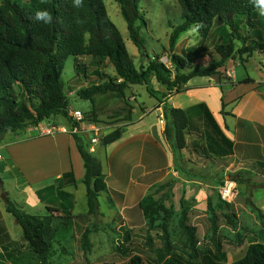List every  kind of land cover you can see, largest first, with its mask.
Wrapping results in <instances>:
<instances>
[{
    "label": "trees",
    "instance_id": "1",
    "mask_svg": "<svg viewBox=\"0 0 264 264\" xmlns=\"http://www.w3.org/2000/svg\"><path fill=\"white\" fill-rule=\"evenodd\" d=\"M118 4L121 15L126 21L129 37L139 53L145 52V40L142 36L144 18L140 12L141 0H113ZM184 15V22L177 26L170 37L169 49L175 48L180 37L199 24L204 35H217V58H212L208 66L193 69L187 59L173 54L170 57L174 66V75L156 56L145 70L137 68L117 26L110 20L103 0H83V7L74 8L72 0H30L28 4H19L4 0L0 6V141L8 133H16L28 127L38 126L54 116L68 119L70 101L63 81L65 63L69 59L75 62L80 58H90L98 68L105 62L114 68L115 76L99 70L94 71L95 80L76 95L85 101L94 103L98 95L115 93L124 95L132 86H145L147 93L159 103L174 94L188 89L187 84L196 77L220 75L226 63L238 55L240 58L252 57L258 53L264 56V16H260L250 0H176ZM39 9L52 13L53 22L44 24L30 17ZM189 69V73L185 70ZM75 72L88 77L85 66L75 64ZM165 88L161 93L150 85L151 77ZM221 83L227 81L220 77ZM251 82V80H246ZM224 107V105H223ZM135 108H130L126 121L131 122ZM165 136L171 144L181 167L180 153L187 148L186 136L189 131L187 113L164 104ZM87 118V116H86ZM73 125V124H72ZM125 128V127H124ZM116 129L106 135L99 147H106L117 141L124 132ZM79 154L84 162L87 213L85 216L99 217V197L109 193L102 164L90 152V139L82 134H72ZM184 163V162H183ZM235 182L240 178L231 176ZM70 179L75 186L73 172L66 173L63 179ZM225 184H222L223 187ZM50 188V187H49ZM114 196L120 195L113 192ZM64 197L69 194L63 193ZM218 201L223 207L231 204ZM6 210L22 229V238L26 246L40 259V264H49L52 245L59 231L65 230L73 219L84 215L72 216L63 209L48 207L45 216L26 213L6 199ZM186 202L181 200L180 227L186 235L187 243L195 247L194 229L187 225ZM208 201L207 209L214 216ZM149 228L157 222L162 230L163 247L166 253L172 249L167 220L173 214L163 201L154 200L147 195L139 204ZM212 224L215 222L211 220ZM90 230L83 234L85 248L90 249ZM201 262L196 264H224L226 254L220 244L215 243V251L203 252ZM127 264H144L140 255L133 256ZM164 264H185L180 255L169 257ZM233 264H264V233L262 243L251 244L244 257Z\"/></svg>",
    "mask_w": 264,
    "mask_h": 264
},
{
    "label": "crops",
    "instance_id": "2",
    "mask_svg": "<svg viewBox=\"0 0 264 264\" xmlns=\"http://www.w3.org/2000/svg\"><path fill=\"white\" fill-rule=\"evenodd\" d=\"M252 60L243 66L242 75L237 74L232 62H227L220 75L193 78L187 90L169 96L164 103L156 100L151 107L135 108L131 122L117 141L106 147L96 146L97 154H91L101 162L107 188L112 192L107 195L109 214L116 213L123 225L135 224L143 218L138 210L140 201L167 178L181 180V185L172 189L173 199H178L179 204L184 200L193 204L192 209L204 211L209 200L211 204L215 202L214 188L194 180L199 175L191 181L182 178L188 174L178 166L175 151L165 136V124H160L164 104L187 113V148L180 157L189 169L219 168L227 179L230 173L246 170L264 178V73L259 68L261 59ZM227 72H232L233 77ZM220 77L227 81L221 83ZM52 118L8 133L0 141V244L14 241L13 230L22 235L21 227L6 210L7 198L28 214L45 216L48 207L64 209L63 193L69 194L65 198L70 200L73 189L83 184L84 162L70 133L71 126L58 122L54 125ZM50 126L62 131L44 135V129ZM70 172L75 186L69 178L63 179ZM125 175L129 182L122 185ZM113 192L123 197L118 199ZM69 212L78 216L87 210Z\"/></svg>",
    "mask_w": 264,
    "mask_h": 264
},
{
    "label": "rangeland",
    "instance_id": "3",
    "mask_svg": "<svg viewBox=\"0 0 264 264\" xmlns=\"http://www.w3.org/2000/svg\"><path fill=\"white\" fill-rule=\"evenodd\" d=\"M12 1L26 5L30 0ZM103 1L110 20L120 31L138 69L145 70L151 62L157 61L156 56H161L159 62L169 68L173 76L174 66L170 60L173 54L187 59L189 67H193V69L206 67L212 58H217L216 42L218 36L204 35L201 28L195 33L189 31L182 35L175 48L169 49L173 30L184 22V13L176 0H141L140 12L144 18V23H140V25L145 40V52L143 53H139L131 42L126 21L121 15L118 4L113 0ZM3 3L4 0H0V6ZM262 56L256 53L252 57L240 58L236 55L228 62H232L236 66L237 74L242 75L245 72L243 66H247L250 59L254 58L255 61L257 58L262 59ZM75 64L87 68V78L82 73L78 75L75 72ZM96 70L112 77L115 76L114 68L110 63L105 62L104 65L97 68L90 58H80L76 62L73 59L67 60L62 78L69 96V111H81L86 114L88 120L103 127L100 138L102 141L109 133L116 129H123L127 125L126 116L131 107L137 110L142 106L151 107L156 104V99L147 93L145 86L139 85L130 87L124 95L115 93L98 95L95 97L94 103L81 100L76 93L95 80V75L91 77V74ZM189 72V69L185 70V73ZM150 85L156 91L165 90L157 82L155 76L151 77ZM52 122L54 125L58 122L59 125L69 124L72 126L68 119L61 116H54ZM82 135L87 140L91 137L88 133ZM95 154L97 153L95 152ZM104 165L105 172L109 173L107 164L104 163ZM180 169L188 174V177L180 175L186 181H191L197 177L196 175H199L198 180H194L213 187V198L217 200L211 205L214 216L207 208L204 211H197L192 209L193 204H185V210L188 214L187 225L194 229L196 240L194 248L187 243L186 235L180 227L181 205L178 199L175 197L173 199L172 194V189L175 190L177 184L180 186L181 180L167 178L152 188L147 195L152 196L154 200L163 201L165 207L173 212L166 222L172 244L169 253L164 251L161 222H157L154 228H149L143 216L133 225H123L121 217L116 213L109 214L107 195H112V192H109L108 194L103 193L99 197L100 211L104 214L100 212V216L96 218L85 216V214L79 219H73L74 221L65 230L57 233L56 240L52 245L49 264H127L129 259L136 255L143 258L144 264H164L169 257L176 254L181 256L185 264H196L201 262L203 252L206 250L215 251V243L220 244L221 251L226 254L224 264H233L244 257L251 244L262 243L264 233V178H257L256 174L251 171L241 170L230 173L227 179L219 168L189 169V165H186L185 162H181ZM127 175H125V180L121 179L122 185L129 182ZM231 176L238 177L241 181L237 183ZM229 183L234 184V203H232L231 208L223 207L216 198L221 185ZM115 197L121 199L117 195ZM3 198L5 199L4 195ZM64 201L66 202V206H63L64 211L69 212V209H72L74 214L86 212L85 186L80 183L77 188L73 189L72 198L68 200L64 197ZM138 208L142 212L139 205ZM212 219L215 221L213 224ZM86 230H90V249L85 248V241L83 240V234ZM13 232L14 241L10 240L0 244L2 246V249L0 248V264H40L38 256L32 253L23 242L20 232L14 230Z\"/></svg>",
    "mask_w": 264,
    "mask_h": 264
},
{
    "label": "built area",
    "instance_id": "4",
    "mask_svg": "<svg viewBox=\"0 0 264 264\" xmlns=\"http://www.w3.org/2000/svg\"><path fill=\"white\" fill-rule=\"evenodd\" d=\"M260 70L264 73V56L259 63ZM229 77H233V73L227 72ZM69 117L72 120V126L70 129L71 134H83L88 133L91 135L90 139V152H96V146L100 143V138L102 137L103 127L98 125L96 122L88 120L86 118V114L82 113L81 111H70ZM160 124H165L164 119L160 120ZM58 131H62L55 126H50L47 129H44V135H52ZM3 160L2 155L0 154V162ZM220 195L223 201L227 203H232L234 198V184L229 183L225 184L223 187L220 188Z\"/></svg>",
    "mask_w": 264,
    "mask_h": 264
},
{
    "label": "clouds",
    "instance_id": "5",
    "mask_svg": "<svg viewBox=\"0 0 264 264\" xmlns=\"http://www.w3.org/2000/svg\"><path fill=\"white\" fill-rule=\"evenodd\" d=\"M250 2L253 4V7L257 10L258 14L264 16V0H250ZM72 3L74 8L83 7V0H72ZM30 19L44 24H51L53 22L52 13L47 9H39L35 11ZM200 27L201 25L196 24L191 27L190 31L195 33Z\"/></svg>",
    "mask_w": 264,
    "mask_h": 264
}]
</instances>
